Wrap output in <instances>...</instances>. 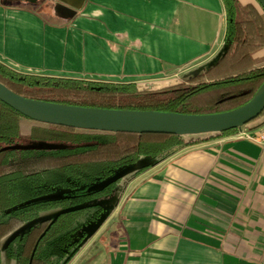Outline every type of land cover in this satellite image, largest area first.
Returning a JSON list of instances; mask_svg holds the SVG:
<instances>
[{
  "label": "crops",
  "instance_id": "1",
  "mask_svg": "<svg viewBox=\"0 0 264 264\" xmlns=\"http://www.w3.org/2000/svg\"><path fill=\"white\" fill-rule=\"evenodd\" d=\"M44 10L0 0L2 64L156 90L224 51L222 0H85L67 19ZM234 132L182 136L181 148L141 173L120 170L85 245L100 243L108 264H264V147Z\"/></svg>",
  "mask_w": 264,
  "mask_h": 264
},
{
  "label": "trees",
  "instance_id": "2",
  "mask_svg": "<svg viewBox=\"0 0 264 264\" xmlns=\"http://www.w3.org/2000/svg\"><path fill=\"white\" fill-rule=\"evenodd\" d=\"M222 2L223 53L177 84L142 90L134 83L24 74L1 62L0 83L26 98L78 107L172 114L235 110L264 82V58L255 56L264 48V10L258 1V7ZM20 141L39 145L21 147ZM184 144L182 136L171 134L38 122L0 101V264L2 252L16 264H69L87 242L89 228L107 214L106 200L120 182V168L147 157L141 173ZM49 212L56 213L40 219Z\"/></svg>",
  "mask_w": 264,
  "mask_h": 264
},
{
  "label": "water",
  "instance_id": "3",
  "mask_svg": "<svg viewBox=\"0 0 264 264\" xmlns=\"http://www.w3.org/2000/svg\"><path fill=\"white\" fill-rule=\"evenodd\" d=\"M36 1L38 0H1L14 7H24V3ZM56 1L63 8L65 19L72 18L85 2ZM257 1L264 10V0ZM40 2L43 3V0ZM0 101L34 121L53 125L98 131L184 136L235 130L258 118L264 111V82L245 105L215 114H172L71 106L26 98L1 83Z\"/></svg>",
  "mask_w": 264,
  "mask_h": 264
},
{
  "label": "rangeland",
  "instance_id": "4",
  "mask_svg": "<svg viewBox=\"0 0 264 264\" xmlns=\"http://www.w3.org/2000/svg\"><path fill=\"white\" fill-rule=\"evenodd\" d=\"M34 9L40 11L41 13L44 12L45 10V4L35 7ZM256 120V121H255ZM254 121H252V125H258L261 126L264 123V112L256 118ZM200 134L197 135H184L183 137H198ZM39 144L36 142H29V141H20L19 146L21 147H33V146H38ZM149 158L147 157H142L140 161L135 164V165H130V166H124L120 168V170L124 169L123 171L130 170L132 168H140L142 165L146 164L149 162ZM129 167V168H125ZM119 170V171H120ZM122 171V172H123ZM121 172V173H122ZM58 191V190H57ZM55 192L52 194L50 197H55L57 196L58 192ZM49 198V197H48ZM41 200V199H39ZM56 212H49V213H44L41 215L40 219L46 217V216H54ZM39 220V219H38ZM5 244V243H4ZM76 257L69 263V264H108V259H107V251H105L100 243L96 242H90L85 247H82ZM2 262L4 264H16V261L10 258H7L6 255L2 252Z\"/></svg>",
  "mask_w": 264,
  "mask_h": 264
},
{
  "label": "built area",
  "instance_id": "5",
  "mask_svg": "<svg viewBox=\"0 0 264 264\" xmlns=\"http://www.w3.org/2000/svg\"><path fill=\"white\" fill-rule=\"evenodd\" d=\"M235 139H246L264 147V123L261 126L252 125V122L240 128L235 129L233 134Z\"/></svg>",
  "mask_w": 264,
  "mask_h": 264
},
{
  "label": "flooded vegetation",
  "instance_id": "6",
  "mask_svg": "<svg viewBox=\"0 0 264 264\" xmlns=\"http://www.w3.org/2000/svg\"><path fill=\"white\" fill-rule=\"evenodd\" d=\"M57 3L58 2L56 0H43V3H41L40 0H38L34 3L26 2V3H24V5L26 7L35 8V7H38V6L45 4L47 6L52 7L53 9H55L57 11V14H59L61 17H64L63 16L64 13H62L63 8Z\"/></svg>",
  "mask_w": 264,
  "mask_h": 264
}]
</instances>
